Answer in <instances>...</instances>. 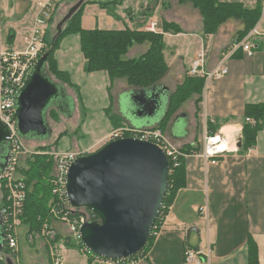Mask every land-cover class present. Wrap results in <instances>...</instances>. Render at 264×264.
<instances>
[{
  "label": "crops",
  "instance_id": "obj_1",
  "mask_svg": "<svg viewBox=\"0 0 264 264\" xmlns=\"http://www.w3.org/2000/svg\"><path fill=\"white\" fill-rule=\"evenodd\" d=\"M36 2L9 0L6 6L0 5L1 14L3 10L8 17L15 13L12 20L25 30L23 38L36 16ZM219 2L238 3L248 10L254 9L257 3L262 6L254 27L259 32L254 55L248 57L238 51L229 58L228 74L207 83L198 108V97L192 95L171 117L163 131L174 147L182 151L190 146L193 153L183 160L185 187L176 193L157 232L152 234L151 246L142 254L138 264H183L187 248L208 247L211 251L209 264H249L251 245L256 248V264H264V130L257 133L252 149L240 152L245 106L264 104V4L260 0ZM118 8L121 10H115L116 17H111L97 4L87 6L81 18V27L85 30L129 28L141 31L149 20H154L159 27L166 22L180 29L177 34L172 31L163 33L168 71L158 86L167 90L165 112L170 96L188 76L196 55L204 52L205 71L214 69L244 29L243 21L231 18L219 26L216 34L204 36L199 12L191 4H179L177 0H171L168 9L161 7L160 0H124ZM8 28V32L12 30L14 33L11 27ZM19 48L14 42L11 48L6 49ZM147 49V44L134 45L125 57H139ZM59 69L71 76L60 65ZM124 83L121 82L125 85L123 92L134 90ZM175 119L177 122L172 127ZM160 120L154 119L148 126L136 129L154 128ZM208 123L215 133L220 132L227 138L231 147L238 149L216 164L205 162L195 155L201 151L204 133L209 132ZM121 127H131L124 123L122 115ZM51 225L58 235L66 231L58 221H51ZM106 263L96 261L92 264Z\"/></svg>",
  "mask_w": 264,
  "mask_h": 264
},
{
  "label": "water",
  "instance_id": "obj_2",
  "mask_svg": "<svg viewBox=\"0 0 264 264\" xmlns=\"http://www.w3.org/2000/svg\"><path fill=\"white\" fill-rule=\"evenodd\" d=\"M86 1L78 0L56 25L49 49L38 59L15 97L14 120L17 134L23 140L45 141L52 136L46 115L64 88L45 76V63L63 26ZM166 91L154 86L127 93L124 111L130 117L121 110L124 123L136 129L162 119L166 114ZM71 105L67 118L72 115ZM176 122L177 119L172 127ZM9 136L7 127L0 122V146L9 142ZM168 176L165 153L147 141L118 139L93 154L78 157L65 175L67 200L73 209H86L97 217L78 230L83 247L97 258L113 261L140 253L160 212Z\"/></svg>",
  "mask_w": 264,
  "mask_h": 264
},
{
  "label": "trees",
  "instance_id": "obj_3",
  "mask_svg": "<svg viewBox=\"0 0 264 264\" xmlns=\"http://www.w3.org/2000/svg\"><path fill=\"white\" fill-rule=\"evenodd\" d=\"M65 1L66 0H63V2ZM123 1L124 0H87L67 24L63 26L62 33L56 39L53 51L46 60L45 71L48 70L55 79L74 89L82 108L83 101L79 92V87L72 82L69 73L59 69L57 60H55L54 57V54L58 50L64 37L70 35H77L79 37V49L84 60L83 71L86 74L105 73L109 79L110 85H112L113 81L117 79H123L132 89H147L158 86L168 71V66L165 62L163 53L165 47L163 33L170 31L174 34L179 33L180 29L175 24L166 22L162 23V33H152L136 29L131 30L129 28L123 30H102L98 28L85 30L81 27L83 9L86 5L97 4L101 9L111 15V17H116L114 12L117 7L121 6ZM160 1L163 9L170 8L171 0ZM177 1L180 4L189 3L199 12L202 19L204 36L216 34L219 26L228 19L234 18L243 21L244 29L238 34L235 42H240L246 34L255 27L262 10V6L258 3L254 9L248 10L241 4L221 3L219 0ZM50 33H52V29ZM13 41L14 33L10 30L6 37V43L11 47ZM46 43L47 51L51 42L46 41ZM142 44H148V49L145 53L136 58L127 59L125 57L131 47ZM204 85L205 80L203 78L191 77L189 75L186 76L183 83L179 85L176 88V91L170 96L166 114L155 128L164 131L171 117L183 103L192 97V95L198 97L196 100L198 108L202 101ZM207 125L210 133L216 132L211 129L210 123ZM116 127L118 126L116 125L115 128ZM262 130H264V104L246 105L242 129V147L240 152L245 153L252 149L256 143L257 133ZM66 135V132L58 135L55 144ZM37 148L34 150L33 154L29 156L27 155L23 160H20L17 168V174L19 179L24 183L26 193V199L22 208L20 220L23 226L27 227L26 233H28V235L39 233L45 222L48 224L51 222L50 209L54 203L51 183L54 179V174L52 173L53 160L48 157L49 155L47 153L44 154V152L48 151L50 146H39ZM182 151L186 154L193 153L190 146L185 147ZM23 161L25 162V165H23ZM184 187V161H181L180 166L176 168L169 163L167 191L160 212L152 228L151 236L140 254L146 252L151 246L153 241L152 233L155 230L154 227L160 225L162 218L167 213L176 193ZM59 240L60 236L57 235L56 242ZM64 243L67 248L73 247L77 250L83 249V245L80 241L78 243H73L70 242L69 239H66ZM256 256V248L251 245L248 252L249 264H256ZM134 257H136V255ZM94 261L108 260L88 254L86 264H92Z\"/></svg>",
  "mask_w": 264,
  "mask_h": 264
},
{
  "label": "built area",
  "instance_id": "obj_4",
  "mask_svg": "<svg viewBox=\"0 0 264 264\" xmlns=\"http://www.w3.org/2000/svg\"><path fill=\"white\" fill-rule=\"evenodd\" d=\"M260 1L264 4V0ZM62 2L63 0H37L36 16L31 28L23 38V46L19 49L0 50V122L7 127L10 134L8 142L10 144V156L6 169L0 175V191L3 192L1 215L4 220L6 246L10 251V257H13L12 263L14 264H19L17 232L21 224L20 216L26 199L25 186L18 177L17 168L21 157L29 155V151L24 146L23 139L17 134L16 122L14 120L15 97L23 86L26 76L46 51V36L52 29L54 17ZM1 18L0 10V20ZM158 28L159 26L156 21L149 20L143 27V30L157 33ZM258 37L259 32L256 28L250 30L240 42H235L221 58L218 65L208 72L204 69L205 53H198L189 68L188 75L203 78L205 80V88L210 81L228 74L227 63L229 58L235 53L242 51L248 57L253 56ZM123 138L137 139L155 144L163 150L168 162L174 168L180 166L181 161L188 155L174 147L159 128L135 129L133 127H121L110 133L109 140L115 141ZM237 150L236 146L231 147V144L222 133L205 132L201 151L195 155H198L205 162L216 164L219 159L224 158L229 153H236ZM30 154L33 153L31 152ZM78 157L80 156L72 153L56 155L59 173L54 175V179L51 181L54 203L50 209L52 220L54 218V221L66 224L76 243L80 241L78 235L80 226L87 221L97 220L95 214L89 210L73 209L67 200L65 175L70 165ZM154 229L155 232L152 234L157 232V227H154ZM40 234L49 245L48 250L51 264H62L61 255L51 246V243L56 241L58 235L52 227L51 222L43 224ZM28 236L29 240L32 241V236L30 234ZM82 251L85 253V256L90 254L84 247ZM142 254L138 253L136 257L133 256L125 260L109 261L110 264H138L140 258H142ZM210 254L209 247L206 249L187 248L184 252L183 264H209Z\"/></svg>",
  "mask_w": 264,
  "mask_h": 264
},
{
  "label": "rangeland",
  "instance_id": "obj_5",
  "mask_svg": "<svg viewBox=\"0 0 264 264\" xmlns=\"http://www.w3.org/2000/svg\"><path fill=\"white\" fill-rule=\"evenodd\" d=\"M7 1L0 0L1 7L6 6ZM77 1L78 0H66L63 2L64 4L62 3L61 6H59L54 17L52 33L49 32L47 34L46 41L51 42L55 35L56 25L66 15L68 9ZM87 6H89V4L84 7L83 13L86 12L85 9ZM116 10L120 11L121 9L117 7ZM7 14L8 13L4 10L3 14H1L0 46L2 47H0V50L6 49L7 47L11 48L13 46L9 47L6 43V37L9 30L8 27H11L14 30L13 43H16V47L23 46V33L25 30L17 21L12 20L15 13L9 15V17ZM105 28L108 27L105 25ZM162 31V27H159L157 33H162ZM166 41L169 42V39L167 38ZM167 45L169 46L170 44L167 43ZM165 52L167 53L166 46L163 50V53ZM54 57L55 60H57L58 67L60 65V68L69 71L72 77L71 80H73L74 84L78 85L83 101V108L74 89L55 79L48 70L45 71L46 76L53 82L62 84L66 93L71 97L73 103L72 115L70 118H66V116L58 114L55 110H50L46 115V119L48 126L52 130L51 138L45 141L35 139L23 141L25 148L29 151V155H31V152L34 153V150L39 146H50L48 151L44 152V154L47 153L49 155L48 157L53 160L52 173L56 175L59 173L58 161L56 159L57 154L72 153L79 156H86L95 153L110 141L109 137L110 133L113 131L112 129L115 130L121 128V110L124 116L128 114L130 117V114L124 111L125 106L127 105L125 102V95L127 93L123 92L125 85H122L121 82L124 83L125 81L118 79L117 81H113L112 85H110L109 79L105 73L86 74L83 71L82 67L84 60L79 49V39L77 35L64 37L58 50L55 52ZM116 125L118 127L115 128ZM63 132H66L67 135L55 144L58 135ZM26 156L27 155L22 156L21 160ZM22 163L25 165L24 161ZM50 221H54V218L53 220L51 218ZM63 225L65 226L66 231L61 232L58 235L60 236L58 242L53 241V243H51L52 248L57 250L61 255L62 264H86L87 256H85V253L82 250H77L73 247L67 248L65 246L64 242L66 239H69V241L73 243L76 242L70 234L67 225ZM26 232L27 227L23 226L21 223L17 232V254L19 264H50L49 245L44 238H42L40 231L39 233L30 234L32 236V241L29 240L28 233ZM10 258L12 261L13 257ZM106 264H110V261L108 260Z\"/></svg>",
  "mask_w": 264,
  "mask_h": 264
},
{
  "label": "flooded vegetation",
  "instance_id": "obj_6",
  "mask_svg": "<svg viewBox=\"0 0 264 264\" xmlns=\"http://www.w3.org/2000/svg\"><path fill=\"white\" fill-rule=\"evenodd\" d=\"M72 99L66 93L64 89L61 90V94L56 98L52 105L49 107L50 110H55L58 114L68 116L70 107H72ZM47 112V113H48ZM10 156V144L7 142L3 146H0V174L4 172L7 167ZM3 205V192L0 191V264H13L10 258V251L6 246V233L4 229V220L1 215V209Z\"/></svg>",
  "mask_w": 264,
  "mask_h": 264
}]
</instances>
